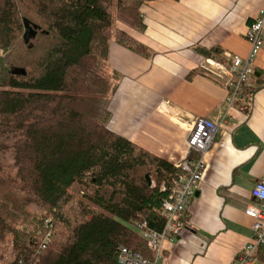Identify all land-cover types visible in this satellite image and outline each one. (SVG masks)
<instances>
[{"label": "trees", "instance_id": "1", "mask_svg": "<svg viewBox=\"0 0 264 264\" xmlns=\"http://www.w3.org/2000/svg\"><path fill=\"white\" fill-rule=\"evenodd\" d=\"M147 1L0 0V264H119L121 246L150 256L132 222L162 229L181 170L108 126L110 42L149 53L114 23L142 30ZM254 75L248 101L264 86ZM254 256L264 264V245Z\"/></svg>", "mask_w": 264, "mask_h": 264}, {"label": "crops", "instance_id": "2", "mask_svg": "<svg viewBox=\"0 0 264 264\" xmlns=\"http://www.w3.org/2000/svg\"><path fill=\"white\" fill-rule=\"evenodd\" d=\"M263 8L264 0H151L140 8L142 30L117 24L149 53L110 42L109 72L117 74L110 78L111 130L176 164L186 154L190 121L220 123L228 113L205 154L184 227L175 240L162 243L161 264H231L254 234L244 209L254 184L264 180V86L228 108V73L208 63L201 49L219 47L226 63L229 55L246 56L247 25ZM254 67L264 69V47ZM254 80L252 75L246 86Z\"/></svg>", "mask_w": 264, "mask_h": 264}, {"label": "built area", "instance_id": "3", "mask_svg": "<svg viewBox=\"0 0 264 264\" xmlns=\"http://www.w3.org/2000/svg\"><path fill=\"white\" fill-rule=\"evenodd\" d=\"M245 38L250 44L246 56L229 55L228 62L208 56L206 61L211 65L224 69L228 73L225 78L227 90L226 104L231 107L235 99L242 96L243 88L254 75V61L264 47V8L252 19L245 31ZM226 113L220 123H214L204 117H196L188 124L186 139V154L176 163L181 172L174 179L168 197L162 201L160 212L164 224L160 231L148 228L146 220L132 222L134 229L145 241L150 256H144L125 246L118 251L119 264H161L163 241H173L184 227L187 207L195 196L206 167L205 154L218 134L222 132L226 121ZM254 203H249L244 212L253 219L254 234L250 241L236 253L231 264H257L254 256L256 249L264 245V180L257 181L251 189ZM47 223V221H46ZM50 232H47L44 242H47ZM44 247V244L42 245Z\"/></svg>", "mask_w": 264, "mask_h": 264}, {"label": "water", "instance_id": "4", "mask_svg": "<svg viewBox=\"0 0 264 264\" xmlns=\"http://www.w3.org/2000/svg\"><path fill=\"white\" fill-rule=\"evenodd\" d=\"M36 34L35 28L29 25L28 22H25V31L23 33L24 42L28 43L31 38H33ZM13 73L17 74H25V70L23 68H17L12 71ZM147 176L148 183L151 184V179ZM198 194V192H195V196Z\"/></svg>", "mask_w": 264, "mask_h": 264}, {"label": "rangeland", "instance_id": "5", "mask_svg": "<svg viewBox=\"0 0 264 264\" xmlns=\"http://www.w3.org/2000/svg\"><path fill=\"white\" fill-rule=\"evenodd\" d=\"M119 21H115L114 26L117 27V24H119Z\"/></svg>", "mask_w": 264, "mask_h": 264}]
</instances>
